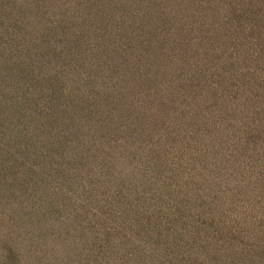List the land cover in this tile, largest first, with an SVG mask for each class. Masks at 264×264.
<instances>
[{
	"label": "trees",
	"instance_id": "16d2710c",
	"mask_svg": "<svg viewBox=\"0 0 264 264\" xmlns=\"http://www.w3.org/2000/svg\"><path fill=\"white\" fill-rule=\"evenodd\" d=\"M213 1L227 4L197 0L183 15L214 19L223 6L238 7ZM23 2L0 1V19L9 18L0 20V198L16 216L2 263L264 264V7L222 27L214 46L223 58L218 69L208 68L212 51L201 66L203 39L189 37L187 45L206 50L178 49L176 71L149 82L159 67L156 50L140 58L124 51L112 60L88 40L86 28L95 21L78 18L92 12V3L79 0L84 7L74 17L65 11L26 35ZM163 5L161 11L137 1L115 6L114 30L126 22L138 45L163 43L142 34L171 8ZM168 17L163 22L178 21ZM94 34L97 43L107 33ZM16 89L25 96L24 113L17 109L25 122L9 118L12 105L2 101ZM168 116L176 125L207 117L214 132L187 135L185 148L174 152L154 149V142L145 150L139 141L149 130L145 118L156 128ZM151 139L147 133L144 141ZM191 142L197 146L190 153Z\"/></svg>",
	"mask_w": 264,
	"mask_h": 264
},
{
	"label": "rangeland",
	"instance_id": "374dc122",
	"mask_svg": "<svg viewBox=\"0 0 264 264\" xmlns=\"http://www.w3.org/2000/svg\"><path fill=\"white\" fill-rule=\"evenodd\" d=\"M2 1V4H6L8 2H11L13 0H0ZM18 1H25L24 3V8H23V16L27 18V22L24 21L26 27L24 28V32L26 35L32 34V26L37 27V29H41L42 26H45V21L47 19V23H49L50 19L53 18L55 20H59L62 18L63 13L68 12L72 17L73 14L76 13V9L82 8L83 3L78 5L79 0H32L33 1V6L31 3V0H18ZM89 4H93L92 12L88 13L86 12L83 15H79L78 19L81 18H86L88 19V22H94L90 26H88L86 29L87 31H91L92 33L85 34L91 35L88 40L90 42H93V46L95 48H98L102 50L105 53H108L111 55L112 60H116L119 57V53L124 52V51H130V53L134 54L136 57L135 58H140L142 51H152L156 50L158 54L160 55V58H155L153 62H158V68L155 70V73L149 75V82H154L158 77H163L168 75L167 73L169 72H175L178 67V64L174 62V58L177 56V50L182 49V50H188L189 48L194 49V48H199L196 51H201V50H206L207 53L204 57V61L201 62L197 61L195 62V66L201 67V66H208L205 64V59L210 53V51L213 52L214 56L212 60L208 63L209 69L215 70L218 69L223 65V58L221 55V48L220 47H215L219 43L220 39H217L219 35L222 36L223 38V30L222 27L224 25H230L234 26L235 23L238 21H243L245 17L248 18H254L255 15L258 14V11H256L260 6L264 7V4H260V0H228L231 2L230 4H237V6H230L229 10L227 7L223 6L219 10L221 13L216 16L214 19H209L206 18L209 13L204 14V19H199V20H193V19H187L189 16L183 15L184 10L190 11L194 5L197 2V0H191L189 2L190 6H185V2L180 5V0L178 1V4L175 5V0H165L169 5L171 4V8H168L159 14L157 19H151L152 23H150V28H145L147 27L145 22H134L133 26L136 28H145L148 29L147 32H143L142 34L146 33V36H151L155 34V38H157L159 41H162L163 43L157 44L155 46L154 42H151L149 44H146L144 46L138 45V42L136 41V38H139L138 33L136 34V30L134 31H128L126 28L127 23L124 22L120 26L119 30H114V27L116 26L113 22L114 19L120 18V10H114L115 6L119 7L121 5H124L126 3H131L133 4L134 1H137L140 5L149 7L150 9L156 10V11H161L164 9L161 7L162 3L164 0H86ZM152 1V2H151ZM210 3L212 4H223L224 3H218L213 0H209ZM37 3V4H36ZM245 3H247L245 5ZM98 5H101V9H99ZM192 5V6H191ZM259 5V6H257ZM39 7V8H37ZM41 9H43L46 13L45 16L40 17V12ZM83 10V8H82ZM215 10V9H212ZM211 9H207V12H212ZM66 11V12H65ZM62 12V15H61ZM171 12L172 15L174 16L175 19H178L177 22H163V20L169 19L168 13ZM206 11L202 10L199 11V14H202ZM264 12V11H262ZM113 15V18H112ZM97 17V18H96ZM196 17V15H194ZM96 18V20H95ZM112 18V21H111ZM9 19L8 16H1V19ZM98 19V21H97ZM173 19V18H172ZM9 24V20H5L3 22V25L7 27ZM109 29L107 31L106 27L109 26ZM173 25L179 26L177 31L173 33H169L167 30L170 29ZM24 26V25H22ZM132 25L129 26V28H134ZM190 30L188 33L186 30L183 28H186ZM126 29V30H125ZM184 30V31H183ZM94 32H106L107 34L104 35V40H99V39ZM189 35V36H188ZM189 37L191 38V41L194 42L196 40H201L203 39V44L206 47L205 48H200L198 44L195 43H190L187 45L186 40H189ZM213 41V45L209 46V43ZM154 44V45H153ZM214 48V49H213ZM210 49V50H209ZM175 53V55H174ZM139 55V56H138ZM138 56V57H137ZM134 58V59H135ZM189 64H193V61H191ZM186 65V64H185ZM194 65V64H193ZM201 65V66H200ZM158 70V71H157ZM175 70V71H174ZM179 72V71H177ZM32 76L34 75H29L27 76V81L28 82H34L32 79ZM78 70L76 72H72L71 77L72 79L75 77L78 78ZM83 73H81V79L83 81ZM65 81V77H64ZM155 85V84H154ZM151 88H153V85H150ZM2 92H5V90H2ZM15 95L4 98L2 101H6L9 104L12 105V108L7 111L9 114V118H14L16 121L20 122L23 121L25 122V119L27 117H24L23 114L19 115L17 112V109H21L22 113H24V107L25 105L23 104V97H25L22 94V91L20 89H16ZM0 99H1V94H0ZM15 106V107H13ZM23 107V108H22ZM128 120L132 119L134 117V114H128ZM163 123L159 124L156 128L152 123H148V119L145 118V126L149 128V130H146L145 135L139 140L141 142L142 147L145 150H153L149 148L148 146L154 142V149L159 148L167 151H175L176 148L180 147L181 149H184V143L183 140L185 136H192L195 135L196 133L199 134V139L201 138L200 135L202 134H211L214 131L210 130L212 129L211 126L208 124V118L205 117L202 122L199 121H193L191 119L190 123H184V120H181L179 125L175 124V118L173 117H166L163 119ZM138 123V120H134ZM30 122V121H29ZM192 122V123H191ZM5 126V124H4ZM131 127L133 124H131ZM209 130V131H208ZM228 131V130H225ZM211 132V133H209ZM147 133H150L153 137L151 140L144 141V138ZM156 133V134H155ZM167 133V134H166ZM155 134V136H154ZM158 137H157V136ZM198 139V144L202 146L206 141H199ZM200 142V143H199ZM192 144V142H191ZM196 144H192V146L189 147V152L193 150L192 147H196ZM186 152V149H185ZM264 172V168H263ZM215 175V174H214ZM257 192V191H256ZM256 192H253V194H256ZM259 199L257 198V201ZM263 210H261L262 212ZM15 209L12 207V204L7 202L5 199L0 198V256L3 257L6 260V256H4V249L8 248V245L6 241L8 240H13L7 235V231L12 229V226H10V220L15 219L16 216L14 214ZM260 211L257 213L259 214ZM260 212V213H261ZM27 250V248H25ZM31 253V251L29 250ZM51 255H56V252L54 251H48L47 256L50 257ZM0 264H7V263H2L1 258H0ZM26 264V262H25ZM28 264H33V260Z\"/></svg>",
	"mask_w": 264,
	"mask_h": 264
}]
</instances>
